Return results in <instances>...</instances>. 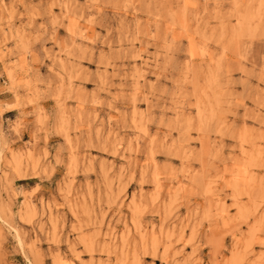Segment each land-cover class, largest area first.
Returning a JSON list of instances; mask_svg holds the SVG:
<instances>
[{"label":"rangeland","instance_id":"374dc122","mask_svg":"<svg viewBox=\"0 0 264 264\" xmlns=\"http://www.w3.org/2000/svg\"><path fill=\"white\" fill-rule=\"evenodd\" d=\"M0 264H264V0H0Z\"/></svg>","mask_w":264,"mask_h":264}]
</instances>
